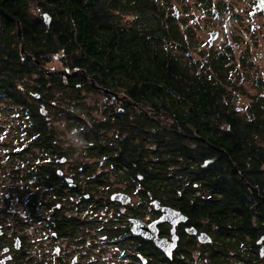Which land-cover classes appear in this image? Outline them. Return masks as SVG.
I'll return each mask as SVG.
<instances>
[{
    "label": "flooded vegetation",
    "instance_id": "obj_1",
    "mask_svg": "<svg viewBox=\"0 0 264 264\" xmlns=\"http://www.w3.org/2000/svg\"><path fill=\"white\" fill-rule=\"evenodd\" d=\"M152 1L161 12L158 45L167 59L191 64L194 70L184 73L206 78L205 82L225 74L224 86L191 88V124L226 128L227 72L208 65L227 49L226 59L229 51L231 57L226 64L233 59V46L224 44L222 27H249L255 32L264 28V0H245L244 5L242 0H196L210 17L203 61L187 56L197 44L192 37L195 25L179 24L185 23L181 17L191 8L189 0ZM215 40L222 41L214 46ZM246 54L239 52L237 63L248 62ZM43 63L39 69L52 70L65 85L46 105L30 102L38 112L41 105L46 111V115L39 112L46 122L41 127L45 134H37L34 121L29 122L27 111L20 108L22 137L5 141L0 136V264H264V240L258 242L264 236V195L257 186L245 188L243 168L228 165L233 162L231 152L236 149L240 155L241 145L229 152L227 145L217 144L216 136L196 130L176 135L177 157L169 173H150L149 122L156 125L163 115L174 120L149 105L147 89L133 88L130 81L109 85L82 69L71 76L68 66ZM262 79L257 80L260 89ZM34 94L39 93L31 96L40 99ZM72 97L78 102H61ZM66 107L68 111L55 113ZM232 108L241 114V108ZM155 114L162 115L156 120ZM57 120L64 123L61 129L53 124ZM259 139L256 142L261 140L264 146V139ZM14 170H22L23 182L6 193L5 178ZM162 208L174 211L165 225L174 227V241L160 225L147 227L168 214ZM137 230L141 234L134 233Z\"/></svg>",
    "mask_w": 264,
    "mask_h": 264
},
{
    "label": "trees",
    "instance_id": "obj_2",
    "mask_svg": "<svg viewBox=\"0 0 264 264\" xmlns=\"http://www.w3.org/2000/svg\"><path fill=\"white\" fill-rule=\"evenodd\" d=\"M30 2L37 4V15H30ZM44 14L49 18L48 25L43 20ZM160 16L152 0H0V100L24 106L21 110L27 111V119L34 121L40 135L45 134L41 127L45 128L46 122L37 106L30 105L38 101L48 104L54 92L65 85L57 76L42 72L34 59L44 63L56 61L59 67L82 68L93 78L101 76L108 84L130 81L133 88L147 89L149 105L155 111L166 112L176 122L175 126L164 128L150 120V173H169L168 168L177 157L173 137L192 135L196 130L216 136L217 144L227 145L229 152L241 145L240 155H236V149L235 154L231 152L233 162L228 161V165L235 163L243 168L245 188L248 184L257 186L264 195V146L260 145V139H264V99L258 101L255 98L258 95L251 96L244 117L232 108L229 92L228 126L194 127L190 122L191 88L224 86L221 76L225 74L214 77V82H205L206 78L184 73L194 70L191 64H184L175 57L167 59L158 45ZM227 52L228 49L215 54L208 67L216 72H227L226 85L234 89L232 75L245 72L242 68L252 64L245 61L226 66L231 57L229 51L226 59ZM32 93H39L40 99L35 100ZM70 94L73 96V92ZM61 102L72 104L78 100L72 97ZM62 111L68 108L55 113ZM178 129L181 132L174 131ZM255 137L260 138L259 143Z\"/></svg>",
    "mask_w": 264,
    "mask_h": 264
},
{
    "label": "rangeland",
    "instance_id": "obj_3",
    "mask_svg": "<svg viewBox=\"0 0 264 264\" xmlns=\"http://www.w3.org/2000/svg\"><path fill=\"white\" fill-rule=\"evenodd\" d=\"M189 2L191 8L186 9L187 14H182L181 17V21L185 20V23L179 24H190V26L195 25L194 27H192L194 30L192 37L197 44L188 49L187 56L192 60L195 59L203 61V54L205 52H208L206 37L208 35V31L211 29V26L207 22L210 17L205 14V11L198 7V5L196 4V0H189ZM189 2H187V4ZM240 4L244 5L245 0L240 1ZM29 13L30 15H37L39 13V8L35 2L29 3ZM252 22L255 23L256 21ZM214 28L217 29L219 27L216 26ZM222 29L225 34V37L223 39L224 44L230 42L233 46V59L229 60L226 66L237 63L236 58L238 57L239 52L244 51H247L246 58L248 60V63L252 64L251 67H248V65H246L244 66V68H242L243 70L245 69V72L242 71L232 75L234 89L229 88V92L232 98V107L241 108V115L246 117V108L252 100L251 96L258 95V97H255L258 101L264 99V87L260 89L256 84V81L260 77L263 78L262 80H264V28L260 29L258 32H255L254 28L249 27L245 28V30H236L234 28L232 29L231 26L228 28L222 27ZM235 36H238V43L235 42ZM221 41L215 40L213 43L214 46H217V44H219ZM171 48H174V46H171ZM215 49H217V47H215ZM43 65L54 66L55 68L59 67L58 62L56 61H48L47 63H43ZM75 68L78 69V67ZM80 69L82 68H79L78 70ZM229 73L231 74L232 72ZM226 79L228 80V77H226ZM28 81L31 82V78L28 79ZM57 98L58 95L55 94V100ZM56 101H58V99ZM86 102L92 103L93 100L88 99ZM20 108L22 107H17L14 104H7L4 101L0 100V136H3V139L5 141L9 140L13 136L22 137L23 135L19 131V120H24V117L19 111ZM160 115L162 114H155L154 119L158 120ZM162 118L164 120L160 121L159 123L156 121L158 124H160V126L164 128H168L171 125L175 126L174 121L171 122V119L168 116L163 115ZM22 123L23 122H21V124ZM53 124H55L58 129H61L64 125V123H61L60 120L53 121ZM16 163L19 164L20 161H16ZM11 166L12 165H10V167ZM10 173L11 174H9V176H6L5 178L6 193H12L10 186L16 184L20 185L23 182L21 179H19L22 177V170H14ZM9 197L13 198L14 196L9 194ZM8 201H11V199H9ZM7 207L13 211V208L11 206Z\"/></svg>",
    "mask_w": 264,
    "mask_h": 264
},
{
    "label": "water",
    "instance_id": "obj_4",
    "mask_svg": "<svg viewBox=\"0 0 264 264\" xmlns=\"http://www.w3.org/2000/svg\"><path fill=\"white\" fill-rule=\"evenodd\" d=\"M43 20H44L45 24L48 25V23H49V18H48V16H47L46 14L43 15ZM16 34H17V36L20 35V29H19V22H18V21H17V33H16ZM214 37H215V34L212 35V38H214ZM20 47H21V52H23V42H21V46H20ZM54 58H57V56H54ZM34 62H35L37 65H40V61H39V60L34 59ZM77 70H78L77 68H74V69L72 70L71 76H77V75H78ZM66 71H69V70L66 69ZM54 73H55V72H53L52 70H49V71L46 72V74H47L48 76H51V75H53ZM104 91H105L108 95H112V91L107 90V89H106V90L104 89ZM38 95H39V94H34L35 97H37ZM39 111H40V113L46 115V111L44 110L43 105L40 106ZM263 201H264V198H263ZM162 209L165 210L166 212H168V214H166V215H168V216H172V215L174 214V211L171 210V209H167V208H162ZM133 230H134V228H133ZM134 233H136V234H141V233L139 232V230L134 231ZM263 240H264V236H262L258 242H262ZM263 246H264V245L262 244V247H263Z\"/></svg>",
    "mask_w": 264,
    "mask_h": 264
},
{
    "label": "snow or ice",
    "instance_id": "obj_5",
    "mask_svg": "<svg viewBox=\"0 0 264 264\" xmlns=\"http://www.w3.org/2000/svg\"><path fill=\"white\" fill-rule=\"evenodd\" d=\"M153 204H155V201H153ZM175 215V214H173ZM169 216L168 215H163V216H159V218L157 220H153L151 223H149L147 225V227L149 228H157V225H160L161 227H163V230L165 232H169L172 234V240L174 241L176 239L175 235H174V227L169 228V227H165V225L169 222ZM180 219H185L184 217H181ZM171 223L174 225L176 223L175 219L171 220ZM162 244H167V241H161ZM174 246V245H169Z\"/></svg>",
    "mask_w": 264,
    "mask_h": 264
},
{
    "label": "bare ground",
    "instance_id": "obj_6",
    "mask_svg": "<svg viewBox=\"0 0 264 264\" xmlns=\"http://www.w3.org/2000/svg\"><path fill=\"white\" fill-rule=\"evenodd\" d=\"M106 90V89H105ZM108 90V89H107Z\"/></svg>",
    "mask_w": 264,
    "mask_h": 264
}]
</instances>
